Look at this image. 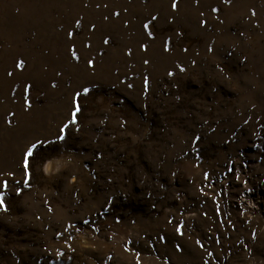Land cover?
I'll return each mask as SVG.
<instances>
[{"label": "rangeland", "instance_id": "obj_1", "mask_svg": "<svg viewBox=\"0 0 264 264\" xmlns=\"http://www.w3.org/2000/svg\"><path fill=\"white\" fill-rule=\"evenodd\" d=\"M0 196V264H264V0H0Z\"/></svg>", "mask_w": 264, "mask_h": 264}, {"label": "snow or ice", "instance_id": "obj_2", "mask_svg": "<svg viewBox=\"0 0 264 264\" xmlns=\"http://www.w3.org/2000/svg\"><path fill=\"white\" fill-rule=\"evenodd\" d=\"M173 11L176 10V3H173L171 5ZM213 11L215 12L216 9H213ZM118 15V13H117ZM253 16H255V12L252 13ZM153 20L156 19L155 16L152 17ZM76 26L79 27V22L77 21L76 23ZM203 26V25H202ZM149 27L148 24H145L144 25V28L145 30H147ZM68 36L69 38H71L72 36V33H68ZM105 44L108 43L107 40L104 41ZM165 51H168V48L165 47L164 49ZM212 49L210 48L209 51H211ZM72 59L73 60H76L77 59V56L75 55V51H73L72 53ZM17 68H21L22 67V62L21 63H18L16 65ZM88 67L89 68H92L94 67L92 61H88ZM181 72L184 71L183 68L180 69ZM223 71V70H221ZM9 75H11V73H9ZM169 75H172V73H169ZM147 82H145L146 84ZM53 87H55V85H53ZM89 93V90L87 88L84 89V95L87 96ZM79 97H80V93H76L75 96L72 98V102H71V105H70V108H69V119H68V123H65L60 129H59V134H58V139L63 141L65 139V135H66V132L67 130L70 128V126H74V125H77L78 124V117H79V114L81 113L82 109H81V106H80V103H79ZM30 107V105H29ZM77 132H79V127H77L75 129ZM44 146V142L43 141H38V142H34L32 143L29 147H27L26 151L24 152L23 154V157H22V160H21V166H22V169H23V174L26 178H30L31 176V167L33 165V162L35 161V159L37 158L38 155H41V153L38 152V150L40 148H42ZM28 185V179L25 180V186ZM3 187L5 188V190L7 189V183L5 182ZM20 193L17 192V195H19ZM0 209L4 210V211H7L5 205H4V202H3V197L0 196ZM49 211H52V209L50 208ZM177 232H179V228L177 229ZM179 250V249H178Z\"/></svg>", "mask_w": 264, "mask_h": 264}]
</instances>
